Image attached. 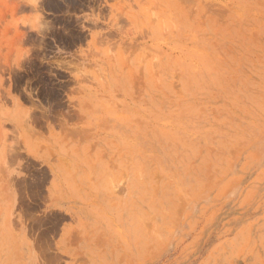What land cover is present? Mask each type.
<instances>
[{"label":"rangeland","instance_id":"rangeland-1","mask_svg":"<svg viewBox=\"0 0 264 264\" xmlns=\"http://www.w3.org/2000/svg\"><path fill=\"white\" fill-rule=\"evenodd\" d=\"M0 264H264V0H0Z\"/></svg>","mask_w":264,"mask_h":264}]
</instances>
